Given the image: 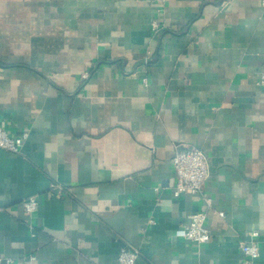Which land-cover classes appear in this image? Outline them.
<instances>
[{"label":"crops","instance_id":"crops-1","mask_svg":"<svg viewBox=\"0 0 264 264\" xmlns=\"http://www.w3.org/2000/svg\"><path fill=\"white\" fill-rule=\"evenodd\" d=\"M0 127L27 134L0 149V264H242L252 241L264 264V0H0ZM186 147L202 198L173 196ZM196 212L202 246L176 235Z\"/></svg>","mask_w":264,"mask_h":264},{"label":"built area","instance_id":"built-area-1","mask_svg":"<svg viewBox=\"0 0 264 264\" xmlns=\"http://www.w3.org/2000/svg\"><path fill=\"white\" fill-rule=\"evenodd\" d=\"M154 32L162 31V27L157 23H152ZM89 73L82 74V79L87 80ZM26 132L20 136L11 137L0 127V149L10 153L17 154L21 147L22 141L26 138ZM171 164L175 176L173 186V196L179 198L183 194L203 197V187L208 176V164L204 153L195 147H186L175 152L171 159ZM56 190L60 191L61 187L55 186ZM207 204L210 201L205 198ZM23 209L26 215L31 218L37 210L38 201L36 197L26 198L23 202ZM222 216V214H219ZM206 213L196 212L188 216L185 224L176 232V235L193 242L197 246L207 244L210 240V231L205 225ZM257 236L256 232L251 234L252 238ZM240 250L243 256L242 264H257L259 258V247L256 242L242 243ZM138 252L128 245H124L118 252V264H136Z\"/></svg>","mask_w":264,"mask_h":264}]
</instances>
